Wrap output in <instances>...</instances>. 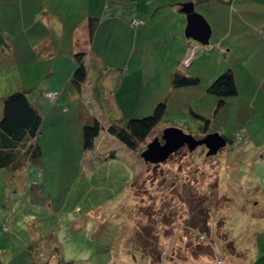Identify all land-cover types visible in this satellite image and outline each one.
I'll use <instances>...</instances> for the list:
<instances>
[{
  "label": "rangeland",
  "instance_id": "1",
  "mask_svg": "<svg viewBox=\"0 0 264 264\" xmlns=\"http://www.w3.org/2000/svg\"><path fill=\"white\" fill-rule=\"evenodd\" d=\"M224 1L228 2L229 8L225 9L229 12H264V4ZM201 3L197 12L201 11ZM121 19L133 28V19ZM164 21H171L172 25L173 18ZM118 28L112 39L113 55L105 52L104 57L108 61L115 58L117 65L134 63L143 50L138 41L128 40L126 26L120 24ZM159 36V32L149 33L146 58L145 54L140 57L147 61L146 84L153 83L148 76L156 60L167 56L168 49L157 51L158 46L153 43ZM187 50L190 55L193 53ZM200 50L194 52L198 58L194 64L190 67V61L185 62L184 69L187 75L200 78L198 85L174 88L163 74L153 86L160 90L169 83L170 93L165 90L158 99V93L148 88L144 98H137L128 107H123L120 90L117 98L126 111L123 116L106 96V88L114 93L119 90L122 74L112 76L107 84L102 74L97 101L92 104L83 100L84 112L96 115L91 105L96 107L106 129L114 123L125 126L132 118L149 116L157 104L166 101L162 121L138 151L129 149L104 129L96 151L82 155L78 140L82 138L84 148V126H80L75 104L62 106L56 101L58 98L47 101L35 142L41 150L39 159L30 156L18 171L0 169V231L4 234L0 264H51L48 250L52 247L41 251L31 249L30 245L38 239L47 247L52 237L57 239L64 261L74 264H154L145 250L153 243L160 244L162 253L155 264H264L262 113L257 102L252 105L251 100L243 97L230 98L223 113H214L218 97L208 90L207 78L217 65L218 56L213 51ZM47 71V63L23 66L16 77L3 79V84L17 86L24 82L35 87L27 95L41 105L45 99L37 89L44 85ZM244 81L247 83V78ZM250 82V88L258 85L254 77ZM53 103L56 108L47 113ZM69 108L72 112L64 114ZM170 128L196 138L215 132L232 142L213 156L207 155L205 146L193 151L184 146L162 163L145 161L142 151L154 139L163 143V135ZM203 220L208 229L194 227L195 222ZM140 229L144 231L139 233ZM52 262L58 264V260Z\"/></svg>",
  "mask_w": 264,
  "mask_h": 264
},
{
  "label": "crops",
  "instance_id": "2",
  "mask_svg": "<svg viewBox=\"0 0 264 264\" xmlns=\"http://www.w3.org/2000/svg\"><path fill=\"white\" fill-rule=\"evenodd\" d=\"M181 1L102 0L103 4L100 5L99 0H0V100H4L15 92L28 93L35 90V87L27 86L24 82L17 86H4L3 79L16 77L17 70L23 66L47 63L48 71L44 78V85H38L40 89H37L41 90L42 99L45 101H42L41 105L38 101L33 103L41 114L47 101H52L46 97V93L58 91L60 95L56 101L59 104L62 106L68 103L75 104L78 117L74 115L78 118L80 126H84L94 118L100 121L101 115L93 105L91 108L96 115H92L87 110L84 112L83 100L94 104V101H97L96 93L102 82L101 78L105 75L104 83L107 84L112 76L122 74L119 90L114 93L106 88V96L111 99V105L124 116L126 111L122 108L128 107L131 102H136L139 97L144 98L148 88L158 93L156 95L158 99L161 98L160 94H163V91L170 93L175 74H189L184 70L185 62L189 60L191 67L198 59L194 52L201 49L200 51L203 52L213 51L218 56L217 65L213 66L211 76L207 78L208 86L218 75L231 68L238 88V94L234 97L251 100L252 105L257 102L259 111L262 113L260 117L264 122V12L262 10L246 12L241 9L229 12L225 9L229 8L228 2L224 0L201 3L199 12L211 26L209 44L204 46L186 36L184 30L187 27V15L181 10L183 4L180 3ZM186 1L195 2L196 8L200 3L197 0ZM238 2L264 4V0H238ZM162 9H168V12L165 14ZM121 17L129 18V20L142 18L145 23L132 28L130 23H126ZM171 18H173L172 25H170L171 21L169 24L164 21ZM90 19H98L93 33L90 32ZM120 24L123 27L126 26L129 33L128 40L139 42V49L143 50L141 56L145 54V58L149 33L151 31L160 33L153 43L157 44V51L168 49L167 56H160L161 62L155 59L154 70L148 77L149 81L153 79L154 83L164 74L168 76L170 85L168 83L166 88L159 90L160 87L153 86V83L146 84L147 61L145 58L141 61L139 55L134 63L121 65L115 63V58L108 61L107 57H104L107 52L115 49L112 39L118 34ZM175 48L185 52L182 54ZM187 49H191L193 53L190 55ZM172 50H174L173 53H170ZM80 52L86 54L87 80L81 90L77 91L71 88L70 81L78 65L76 54ZM102 74L103 76H100ZM253 77L258 85L250 88L252 83L250 80ZM244 78H247V83ZM120 90H123V107L117 98ZM0 103L2 104L1 118L3 101ZM53 104L49 105L47 113L51 108H56ZM227 105L220 110V114ZM69 112H72L70 108L64 114ZM250 121L253 122L252 119ZM97 140L98 138L93 150H84L83 140L80 138L78 146L80 151H84L82 155L88 156L95 152L98 146ZM73 145H77V142L75 141ZM3 236L4 234L0 231V242ZM38 241L37 239L33 245L31 244L32 246L30 245L31 249ZM38 248L42 251L49 249V246L41 245ZM48 251L50 252L49 262L51 264H54L53 260L59 262L58 253L52 254L51 249Z\"/></svg>",
  "mask_w": 264,
  "mask_h": 264
},
{
  "label": "trees",
  "instance_id": "3",
  "mask_svg": "<svg viewBox=\"0 0 264 264\" xmlns=\"http://www.w3.org/2000/svg\"><path fill=\"white\" fill-rule=\"evenodd\" d=\"M197 1L204 2L205 0ZM97 22L98 19H90L89 27L91 33H93ZM144 23L145 21L143 20V23L140 25H143ZM138 26H133V28ZM85 55L84 52L76 54L78 65L70 82L71 88L77 91L81 90L87 80ZM199 83V77H192L181 73L175 74L172 81L174 88L189 87L198 85ZM208 90L218 97L216 109L214 111V113L217 114L226 106L229 98L238 94L233 70L231 68L226 69L210 84ZM166 111L167 102L162 101L156 105L151 115L143 118H132L125 126L114 123L107 127V129L98 119L94 118L91 122L84 125V150H93L95 148L96 139L99 137L101 131L105 129L110 135L115 136L129 149L138 151L140 145L150 136L153 129L162 121ZM42 122L43 115L28 98L26 92H15L3 100V109L0 118V169L8 168L12 171H18L23 167L30 156L39 159L41 156V150L39 145L35 142L40 134ZM207 122L209 123L210 121L208 120ZM226 139L228 141L227 144L232 142L229 138L226 137ZM114 155L115 153L112 152L111 156ZM194 227H201L200 230H203V228L208 227V223L206 220H203L202 223L197 221L194 223ZM144 229L146 230V227ZM144 229H140L139 233L140 231L143 232ZM130 242L131 239L129 240V246L132 244V242ZM42 243L43 242L38 241L34 244V248L32 249L40 247ZM47 244H49L50 248L51 246H54L51 248L53 251L52 254L58 253V264H74L64 261L61 247L55 237H52L50 243L48 242ZM159 245L158 243H153L149 248L145 247L147 256H150V258L152 257L151 262L154 264L159 263L161 260L160 257L162 253L159 250Z\"/></svg>",
  "mask_w": 264,
  "mask_h": 264
},
{
  "label": "water",
  "instance_id": "4",
  "mask_svg": "<svg viewBox=\"0 0 264 264\" xmlns=\"http://www.w3.org/2000/svg\"><path fill=\"white\" fill-rule=\"evenodd\" d=\"M181 10L187 15V27L185 34L200 45H208L211 37V26L203 14L196 11L195 2L190 1L182 4ZM164 142L154 139L142 152L145 161L162 163L184 146L193 151L199 146L208 149L207 155H217L227 145V139L219 133H209L201 138L186 134L183 131L170 128L163 135Z\"/></svg>",
  "mask_w": 264,
  "mask_h": 264
},
{
  "label": "built area",
  "instance_id": "5",
  "mask_svg": "<svg viewBox=\"0 0 264 264\" xmlns=\"http://www.w3.org/2000/svg\"><path fill=\"white\" fill-rule=\"evenodd\" d=\"M143 23V20L139 19V18H134L132 21V26H138L140 24ZM186 62L188 63L189 60H186ZM59 96V92L58 91H51V92H47L46 93V97L51 99V100H56Z\"/></svg>",
  "mask_w": 264,
  "mask_h": 264
}]
</instances>
